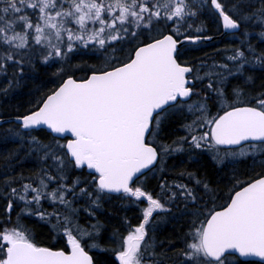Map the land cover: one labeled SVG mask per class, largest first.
Here are the masks:
<instances>
[{"label": "snow or ice", "instance_id": "obj_1", "mask_svg": "<svg viewBox=\"0 0 264 264\" xmlns=\"http://www.w3.org/2000/svg\"><path fill=\"white\" fill-rule=\"evenodd\" d=\"M40 70L0 111V264H264V0H0V95Z\"/></svg>", "mask_w": 264, "mask_h": 264}, {"label": "trees", "instance_id": "obj_2", "mask_svg": "<svg viewBox=\"0 0 264 264\" xmlns=\"http://www.w3.org/2000/svg\"><path fill=\"white\" fill-rule=\"evenodd\" d=\"M221 34L222 32H213L212 37H214L215 39L208 43H205V46L200 51L193 52L192 55L199 57L202 52H206L211 55L213 51L217 48H221L224 45H231V44L237 43V41L232 39V37L229 35L217 38ZM83 59L88 60V57H84ZM88 62L92 63L93 61L89 60ZM46 78H48V74L44 70L34 72L27 78V80L20 87H18L15 90L14 94H12L10 98H5L4 96L0 95V111H3L6 116L9 114L16 115L18 106L20 104H24V102L30 98L26 93L30 89H34L35 87L44 84L46 81ZM48 86L50 87L51 85L49 84ZM41 91H43L42 87H41ZM24 106L26 107L27 105L24 104ZM5 127H7V125H0V129L5 128ZM178 134L182 135V133H178ZM16 143L18 142L10 141L7 143H0V154H6L9 149H12L16 146ZM3 163H4V160L0 158V165H2ZM169 163H173V161H169ZM202 163L204 164V167L200 169V171L206 172L209 175V177L212 178L213 180L217 179L218 177L229 176L231 174V170L234 167L237 169L244 167L241 164H236V165L228 164L226 168H222L220 165L215 164V162L212 161L207 156L204 157ZM183 166L184 165L177 163V170H179L180 167H183ZM28 167L29 165L25 164L26 171ZM152 183L155 184L156 181L153 180ZM219 187L224 188L225 187L224 183H220ZM114 203L115 202L106 205V209H111L113 214H118V215L126 214L131 218L138 213V209L136 208H131L125 211L124 209H121L118 205L114 207ZM133 223H135V220H133ZM112 226H115V225H112ZM161 227L163 229V231L161 232V236H164L168 233H171L174 228L176 230H179L180 225L176 221H166V222L162 221Z\"/></svg>", "mask_w": 264, "mask_h": 264}, {"label": "water", "instance_id": "obj_3", "mask_svg": "<svg viewBox=\"0 0 264 264\" xmlns=\"http://www.w3.org/2000/svg\"><path fill=\"white\" fill-rule=\"evenodd\" d=\"M229 34H230V33H229ZM223 35H225V34L222 32V36H223ZM205 42H207V41H205ZM256 259H259V258H256Z\"/></svg>", "mask_w": 264, "mask_h": 264}, {"label": "rangeland", "instance_id": "obj_4", "mask_svg": "<svg viewBox=\"0 0 264 264\" xmlns=\"http://www.w3.org/2000/svg\"><path fill=\"white\" fill-rule=\"evenodd\" d=\"M233 39V38H232ZM223 55V54H222ZM155 181V180H154Z\"/></svg>", "mask_w": 264, "mask_h": 264}]
</instances>
